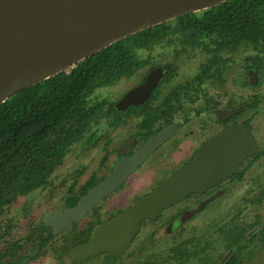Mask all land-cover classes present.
Returning a JSON list of instances; mask_svg holds the SVG:
<instances>
[{
    "label": "flooded vegetation",
    "instance_id": "af4514ba",
    "mask_svg": "<svg viewBox=\"0 0 264 264\" xmlns=\"http://www.w3.org/2000/svg\"><path fill=\"white\" fill-rule=\"evenodd\" d=\"M174 20L157 25L172 30L148 33L147 45L137 42L126 73L94 90L82 135L46 182L5 208L0 216V242L5 245L0 264H29L48 254L68 264H264V31L249 30L238 40L216 31L215 38L175 31ZM149 78L156 81L153 88L124 103ZM228 135L229 149L224 143L216 146V139ZM211 141L214 148L205 164L214 168H207V177L183 198L144 218L127 247L86 258L77 251L72 254L92 240L98 226L190 166ZM73 149L91 161L90 168L61 180L66 190L60 203L47 201L43 214L26 222L30 231L22 240H9L16 225L12 221L6 226L3 219L10 208L53 187L54 173ZM138 159L123 183L68 228L55 233L44 222L47 213L76 207ZM27 207L22 210L28 212Z\"/></svg>",
    "mask_w": 264,
    "mask_h": 264
},
{
    "label": "water",
    "instance_id": "95a60500",
    "mask_svg": "<svg viewBox=\"0 0 264 264\" xmlns=\"http://www.w3.org/2000/svg\"><path fill=\"white\" fill-rule=\"evenodd\" d=\"M227 1L0 0V105L17 92L70 70L118 41ZM154 80L149 78L141 88L131 91L124 103H132L139 93L151 90ZM222 143L228 144L229 149L230 136L216 139V146ZM213 148L211 141L190 166L174 172L150 197L98 226L92 240L72 254L77 251L86 258L127 247L144 218L183 198L193 185L202 182V177H207V168L214 167L205 164V156ZM138 162L139 159L132 160L120 168L84 196L76 207L50 211L44 222L53 226L55 233L65 230L123 183Z\"/></svg>",
    "mask_w": 264,
    "mask_h": 264
},
{
    "label": "trees",
    "instance_id": "16d2710c",
    "mask_svg": "<svg viewBox=\"0 0 264 264\" xmlns=\"http://www.w3.org/2000/svg\"><path fill=\"white\" fill-rule=\"evenodd\" d=\"M174 22L175 31L215 38L219 31L238 40L249 30L264 31V0H229ZM185 23L190 27L185 28ZM170 30L156 26L118 41L0 105V216L18 196L44 184L62 164L69 146L86 126L88 98L98 86L127 72L137 42L147 45L148 33Z\"/></svg>",
    "mask_w": 264,
    "mask_h": 264
},
{
    "label": "rangeland",
    "instance_id": "374dc122",
    "mask_svg": "<svg viewBox=\"0 0 264 264\" xmlns=\"http://www.w3.org/2000/svg\"><path fill=\"white\" fill-rule=\"evenodd\" d=\"M238 66V65H235ZM237 68V67H236ZM91 161H89L88 158L85 156H76L75 149H73L68 156L66 157L65 163L63 166H61L59 169L56 170L54 173V186L49 188L48 191H46L45 194H34L33 196H29L26 198H21L17 204L12 206L10 208L8 215H6L3 219V221L6 223V226L8 223H11L14 221V225H16L15 228H13V232L9 235V240L12 241H20L22 240L23 236L27 232L30 231L29 227L27 226L26 222L30 220V216L36 214V215H42L43 211L46 209L45 203L52 200L53 203H60V197L64 196L65 193V187L60 184L61 180L66 179L68 175L76 173V170L79 171L81 168L86 167L90 168ZM89 170V169H88ZM86 172L84 173V176L82 180L86 177ZM51 191V197L50 192ZM54 193V196H53ZM28 206V212L22 210L23 207ZM29 213V214H27ZM25 219V220H24ZM23 220V221H22ZM4 247L0 242V253L4 252ZM29 246H26L23 248L26 250ZM23 251V250H21ZM98 262H94L93 264H97ZM29 264H68V261H64V263H58L54 256L51 254H48L45 257H42L41 259L31 262Z\"/></svg>",
    "mask_w": 264,
    "mask_h": 264
}]
</instances>
